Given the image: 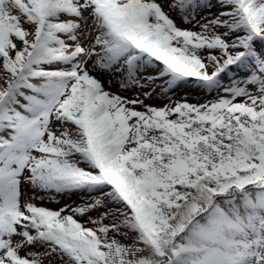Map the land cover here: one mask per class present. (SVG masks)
I'll list each match as a JSON object with an SVG mask.
<instances>
[{
  "label": "snow or ice",
  "instance_id": "obj_1",
  "mask_svg": "<svg viewBox=\"0 0 264 264\" xmlns=\"http://www.w3.org/2000/svg\"><path fill=\"white\" fill-rule=\"evenodd\" d=\"M215 6L0 0V264H264V0Z\"/></svg>",
  "mask_w": 264,
  "mask_h": 264
},
{
  "label": "rangeland",
  "instance_id": "obj_2",
  "mask_svg": "<svg viewBox=\"0 0 264 264\" xmlns=\"http://www.w3.org/2000/svg\"><path fill=\"white\" fill-rule=\"evenodd\" d=\"M211 3L214 5V7L211 9V12H216L217 11V7L215 6L216 0H211ZM204 14L205 15L208 14L207 9L205 10ZM181 27H190V25L181 24ZM104 79L107 81V77H105ZM106 87H107V84H106ZM111 90L113 92L118 91V89L115 86H113ZM120 94L130 99L134 98V93L131 91H121ZM215 97H216V93L209 94L206 90L199 88L194 79H189L187 82H182L181 85L175 89L174 94L172 96L173 100L179 101V100H183L184 98H186L188 102L197 103V104L207 102L209 100L214 99ZM167 102L168 101L162 97H156L155 99L145 100V103L154 105L157 107H162ZM73 201H76L77 203H79L80 197H72L70 199H66L62 201V203L60 204H57L55 202H46L44 206L52 208V209H58L62 207L64 203L71 204ZM93 215L95 216L96 213H93Z\"/></svg>",
  "mask_w": 264,
  "mask_h": 264
}]
</instances>
